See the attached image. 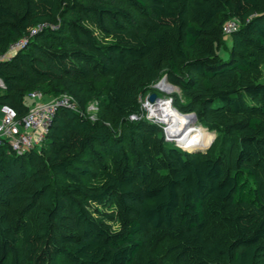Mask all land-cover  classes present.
<instances>
[{
	"label": "trees",
	"instance_id": "obj_1",
	"mask_svg": "<svg viewBox=\"0 0 264 264\" xmlns=\"http://www.w3.org/2000/svg\"><path fill=\"white\" fill-rule=\"evenodd\" d=\"M15 1L0 0V57L36 33L0 59V105L20 119L30 94L71 93L108 118L59 107L39 149L0 145V264H139L143 252L140 264H161V247L171 264H264V0ZM77 12L109 41L67 19ZM160 76L222 152L127 122Z\"/></svg>",
	"mask_w": 264,
	"mask_h": 264
},
{
	"label": "built area",
	"instance_id": "obj_2",
	"mask_svg": "<svg viewBox=\"0 0 264 264\" xmlns=\"http://www.w3.org/2000/svg\"><path fill=\"white\" fill-rule=\"evenodd\" d=\"M51 28L55 27L52 26ZM237 28V22L235 20H231L225 23L222 28V32L224 35H230ZM35 33V30H33L29 36L11 44L5 54L0 57V59L8 58L15 52L23 49L26 46L28 40L33 37ZM165 85L171 89L175 88L169 83H165ZM0 88L5 90V86L1 81ZM157 89L165 91V89ZM43 99L44 97L40 93H32L27 96L25 102L27 103L29 110L27 114L20 119H18L16 112L12 107L8 105L0 106V145L7 144L10 148V151L15 155H22L27 151L39 149L57 109L59 107H65L75 111L74 106L70 103V100L65 95L41 102ZM156 100L161 99L157 97ZM164 101L169 104L171 102V100L165 99ZM154 103H156V101L151 103L146 100L145 104H141L142 111L147 110L149 112L145 118L148 121H153L152 123H158L160 126L162 125L161 128L163 130L164 137L171 138L167 132L168 126L164 122L159 121L156 117L151 116ZM142 117L143 114L130 116L132 120H139Z\"/></svg>",
	"mask_w": 264,
	"mask_h": 264
},
{
	"label": "rangeland",
	"instance_id": "obj_3",
	"mask_svg": "<svg viewBox=\"0 0 264 264\" xmlns=\"http://www.w3.org/2000/svg\"><path fill=\"white\" fill-rule=\"evenodd\" d=\"M88 1L91 3L90 0H87V2ZM3 3L5 5H9L11 8H17L18 7V3L15 0H3ZM79 7H82V6H80V4L78 3L77 8H79ZM71 18L73 21L84 24L85 26L90 28L99 37V39L102 40V42H108L109 41L108 39L102 38L100 35H98L96 28L92 25V21L90 20V17L86 16L85 14H82L81 12H77V13H74V15L67 17L68 20H71ZM61 23H62V21L59 20L58 24H57L58 27L60 26ZM51 29L56 30V28H51ZM230 47H231L230 37L225 36V47L220 50V54L223 58H226L228 56V51H229ZM163 79H164V76H160L157 79V82L152 86L156 92L155 94L157 95V97L160 98L161 100H164V99L165 100H171L170 105L172 106V108L174 107L173 104L175 101L180 102V104H184L185 100L182 96L181 91L177 87L172 85L175 88L171 89V91L159 90L155 87ZM164 82L168 83L167 81H164ZM160 86H161V84L158 85V87H160ZM148 95L141 96L139 98L140 104H145ZM65 96L70 100V103L74 106L75 111L77 110V112H79L81 115H84L85 117H87L90 121L95 122L98 119L108 118V111L105 109H101L98 106L95 99H91L90 97L87 98L85 100V106L82 109V113H81L76 106L77 102L74 99L75 96H73L71 93H67V94H65ZM45 101H47L45 98L43 100H41V102H45ZM175 110L178 111L177 108H175ZM142 113H143V117L145 118V116H147L149 112L147 110L146 111L143 110ZM193 114H195V113H193ZM195 116H196V121L192 122V124L195 127L201 128L205 133H208L210 136L209 137V143L207 144V147H205L204 149H195L194 142L192 141L191 138H190L191 143H189V145L187 147H183L184 149L179 144H177L176 142L168 141V139H171V138H165L166 141L169 143H172L174 146H176V147H178V148H180V149H182L188 153H191V154H193V153L204 154L207 152V150H210V154H212V155H217L218 153L222 152L224 144L222 142L221 135L219 133H217L216 131H208L206 128L202 127L197 121V115L196 114H195ZM134 121H136V120H132L131 118H128V120H127V122L129 124H131ZM153 255L160 260L161 264H171L170 257L168 256V254L165 253L163 247H161L157 252L153 253ZM148 256H149V253H147V252L141 253L139 256V259H138V263L139 264L142 263ZM54 264H57V263H54ZM58 264H65V263H58Z\"/></svg>",
	"mask_w": 264,
	"mask_h": 264
},
{
	"label": "bare ground",
	"instance_id": "obj_4",
	"mask_svg": "<svg viewBox=\"0 0 264 264\" xmlns=\"http://www.w3.org/2000/svg\"><path fill=\"white\" fill-rule=\"evenodd\" d=\"M161 84L160 87L158 85ZM157 88L171 91L163 81L157 84ZM153 104L152 117H156L159 121L164 122L168 126V134L182 148L187 147L191 143L190 138L194 142L195 149H204L209 143V134L205 133L201 128L195 127L188 115L179 113L164 100H155ZM184 149V148H183Z\"/></svg>",
	"mask_w": 264,
	"mask_h": 264
},
{
	"label": "water",
	"instance_id": "obj_5",
	"mask_svg": "<svg viewBox=\"0 0 264 264\" xmlns=\"http://www.w3.org/2000/svg\"><path fill=\"white\" fill-rule=\"evenodd\" d=\"M163 81H166V79L164 78ZM155 87L157 88V85H156ZM156 99H157V95H156L155 93H151V94H149L148 97H147V100H148L149 102H151V103H153ZM187 115H188V117L190 118V120H191L192 122H195V121H196V116H195V114H193V113H189V114H187ZM168 141H174V140L171 138V139H169ZM174 142H175V141H174ZM176 143H177V142H176Z\"/></svg>",
	"mask_w": 264,
	"mask_h": 264
},
{
	"label": "crops",
	"instance_id": "obj_6",
	"mask_svg": "<svg viewBox=\"0 0 264 264\" xmlns=\"http://www.w3.org/2000/svg\"><path fill=\"white\" fill-rule=\"evenodd\" d=\"M1 106V105H0ZM0 119H1V113H0Z\"/></svg>",
	"mask_w": 264,
	"mask_h": 264
}]
</instances>
